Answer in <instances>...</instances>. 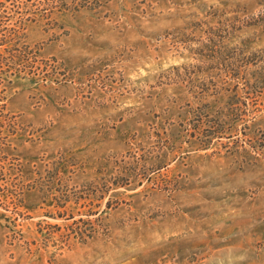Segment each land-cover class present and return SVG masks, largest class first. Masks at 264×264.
Listing matches in <instances>:
<instances>
[{
  "label": "rangeland",
  "instance_id": "obj_1",
  "mask_svg": "<svg viewBox=\"0 0 264 264\" xmlns=\"http://www.w3.org/2000/svg\"><path fill=\"white\" fill-rule=\"evenodd\" d=\"M53 1L0 46V264H264V0Z\"/></svg>",
  "mask_w": 264,
  "mask_h": 264
},
{
  "label": "trees",
  "instance_id": "obj_2",
  "mask_svg": "<svg viewBox=\"0 0 264 264\" xmlns=\"http://www.w3.org/2000/svg\"><path fill=\"white\" fill-rule=\"evenodd\" d=\"M79 7L77 4L68 5L64 1L55 2L53 0H1L0 1V46L8 45V47L13 46L11 44V39L16 34L13 32H8V35L5 34V30H8L7 25L8 21H12L13 17H16L15 23H18V32L23 31L22 35L30 28L33 24L40 23L43 18L49 17L54 10L68 9L73 8L77 10ZM13 29V28H12ZM10 35H12L10 37ZM20 37V35H17ZM19 43V42H18ZM11 44V45H9ZM5 47L4 49H7ZM12 49V48H11ZM14 64H19L20 56H15L11 54ZM3 58L0 52V64H2Z\"/></svg>",
  "mask_w": 264,
  "mask_h": 264
}]
</instances>
